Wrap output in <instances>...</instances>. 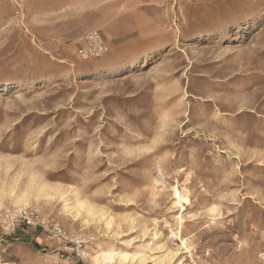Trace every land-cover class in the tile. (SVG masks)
<instances>
[{
	"label": "rangeland",
	"instance_id": "rangeland-1",
	"mask_svg": "<svg viewBox=\"0 0 264 264\" xmlns=\"http://www.w3.org/2000/svg\"><path fill=\"white\" fill-rule=\"evenodd\" d=\"M94 28L109 52L85 61ZM0 189L1 264H108L92 256L109 248L158 264L173 233L198 264H259L264 0H0Z\"/></svg>",
	"mask_w": 264,
	"mask_h": 264
},
{
	"label": "bare ground",
	"instance_id": "bare-ground-1",
	"mask_svg": "<svg viewBox=\"0 0 264 264\" xmlns=\"http://www.w3.org/2000/svg\"><path fill=\"white\" fill-rule=\"evenodd\" d=\"M93 60H95V59H93ZM85 61H87V60H85ZM160 167H162V165H160V163H158L157 169L161 170ZM162 170H164V169H162ZM35 178L36 177H33V180H35ZM34 185H35V183L34 184L29 183L28 188H32V187L34 188ZM37 188H39L40 189L39 192L44 193L45 197H47V198L53 197L55 194H60V193H61L60 195H64V193L62 191H58V192H54V193L49 192V190L52 187L48 186L47 184H44L43 182L37 184ZM152 188H153V190H152L153 196L155 198L157 196L163 195L162 191L164 189H159L158 186H156V185H154ZM7 191H9V190H7ZM168 192H169L168 193L169 196H173V198L171 199L172 201H171L170 209H172V212H178L177 214H175L173 216H175L176 219H178V220L179 219H181V220L186 219L185 215L187 214V212H186V208L183 205L182 199L188 193L187 187L183 186L181 188V186H179V185L173 186ZM3 193H4V190L0 189V212L4 206L3 203H1ZM36 196L39 197L38 193L36 194ZM13 204H15L17 211L21 210V209H28V208L32 207V204L30 203V192L28 190H26L22 194H19L16 197V199L13 200ZM71 204L72 203H67L65 205V208H68L69 210H72V211L74 209L78 215L82 214V210H84L87 214H89L90 216H93V217H96V216L102 217V216H105V214H106L105 212H101L100 210L98 211L93 205H91L90 203H88L84 199H82V200L77 199L76 204L73 206ZM181 208H183V210L185 212H179V210ZM216 208L217 207L215 205H213V206H211L210 211L214 212L216 210ZM73 213H74V211L72 212V214ZM0 217H1V215H0ZM114 221H115V218H113L111 215H108L106 217V224L108 226H111L114 223ZM184 221H186V220H184ZM156 233H157V235H159L160 237H163V239H164L165 233H162V231H157ZM173 237L176 238L178 243L174 239H172ZM169 238L171 240V245L173 247H172V249L169 248L166 245L165 241L160 245V249H162L166 252L164 253L163 256H160L157 258L156 261H158V264H187V263H184L182 261H181L182 263H180V260L184 259L183 254H188V257L190 258V261L192 262V264H198L197 260L194 259L195 248H194V244L192 242L191 236L187 237L183 234H180V236H178V235L173 233L172 235L169 236ZM85 254H86V252H85ZM92 259L95 260L96 262H100V260H102L108 264H116V262H118L120 264H126V263L132 264L135 261H138V264L139 263L142 264V263L146 262L148 258L142 252L130 253L126 250H117V249L115 250L113 248H109V249H100V251L97 252V254L92 256Z\"/></svg>",
	"mask_w": 264,
	"mask_h": 264
},
{
	"label": "built area",
	"instance_id": "built-area-1",
	"mask_svg": "<svg viewBox=\"0 0 264 264\" xmlns=\"http://www.w3.org/2000/svg\"><path fill=\"white\" fill-rule=\"evenodd\" d=\"M109 52V46L107 41L104 39V35L99 29L94 28L88 31L82 38V44L78 48V53L84 60H92L95 58H100ZM159 183L161 185H167V180L165 175L159 176ZM178 182V180H176ZM175 231H177L175 229ZM170 239V238H169ZM176 242L175 237H173ZM259 264H264V256L261 257Z\"/></svg>",
	"mask_w": 264,
	"mask_h": 264
}]
</instances>
